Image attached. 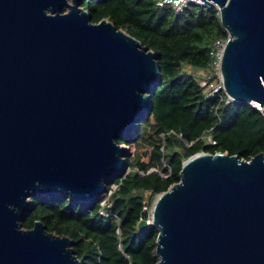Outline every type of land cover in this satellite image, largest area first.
Returning a JSON list of instances; mask_svg holds the SVG:
<instances>
[{
	"label": "water",
	"instance_id": "obj_1",
	"mask_svg": "<svg viewBox=\"0 0 264 264\" xmlns=\"http://www.w3.org/2000/svg\"><path fill=\"white\" fill-rule=\"evenodd\" d=\"M215 5L230 38L226 93L264 114V0ZM83 0H0V264H81L72 239L42 220L32 196L97 201L128 169V146L152 108L156 52ZM66 8L63 10V8ZM158 229L156 264H264V151L249 159L199 151L144 207Z\"/></svg>",
	"mask_w": 264,
	"mask_h": 264
},
{
	"label": "trees",
	"instance_id": "obj_2",
	"mask_svg": "<svg viewBox=\"0 0 264 264\" xmlns=\"http://www.w3.org/2000/svg\"><path fill=\"white\" fill-rule=\"evenodd\" d=\"M81 5L93 22L107 18L156 52L160 77L150 92L152 108L128 136V144L143 153L129 152L128 171L109 181L108 187H118L105 204L103 195L81 201L61 192L39 193L22 223L29 228L40 219L48 231L68 235L81 264H156L158 229L151 222L139 226L144 207L179 180L183 160L196 152L227 151L249 159L264 151V114L253 103L207 95L201 85L212 41L226 33L215 5L191 4L179 12L157 0ZM152 167L158 170L148 171Z\"/></svg>",
	"mask_w": 264,
	"mask_h": 264
},
{
	"label": "built area",
	"instance_id": "obj_3",
	"mask_svg": "<svg viewBox=\"0 0 264 264\" xmlns=\"http://www.w3.org/2000/svg\"><path fill=\"white\" fill-rule=\"evenodd\" d=\"M191 4H203L202 0H157V5L160 7L171 6L175 11L179 12L187 8ZM225 29V35L218 36L213 39L211 48L209 50V67H208V77H204L201 80V85L205 87L207 95L218 94L220 100L226 96V101L229 102L233 98L226 93L225 86L223 83L222 76V58L225 46L228 39L230 38L229 31ZM208 139L211 140V137L208 136ZM214 141V140H213ZM158 170L156 167H152L148 171ZM141 173H144L141 171ZM164 177H168L169 173L162 172ZM118 187V184L113 182L109 187L107 186L106 191L102 194L103 199L101 201L102 205L105 204L108 200V197Z\"/></svg>",
	"mask_w": 264,
	"mask_h": 264
},
{
	"label": "rangeland",
	"instance_id": "obj_4",
	"mask_svg": "<svg viewBox=\"0 0 264 264\" xmlns=\"http://www.w3.org/2000/svg\"><path fill=\"white\" fill-rule=\"evenodd\" d=\"M65 9L66 8L64 7L63 10H65ZM133 132H135V131H133ZM119 139H122L123 141H125L124 144L129 147L130 151L138 152L140 154L143 153V150H139L136 146H134L132 144H128L129 143L128 142V135H124L123 137H120ZM127 171H128V169H127ZM150 208H151V206L149 207V209Z\"/></svg>",
	"mask_w": 264,
	"mask_h": 264
}]
</instances>
